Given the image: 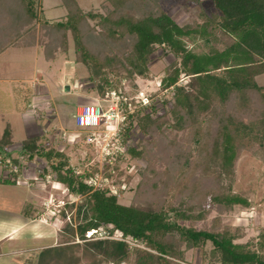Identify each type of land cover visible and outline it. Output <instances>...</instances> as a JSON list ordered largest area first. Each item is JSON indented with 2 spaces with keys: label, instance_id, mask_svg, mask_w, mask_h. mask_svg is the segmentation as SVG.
<instances>
[{
  "label": "trees",
  "instance_id": "16d2710c",
  "mask_svg": "<svg viewBox=\"0 0 264 264\" xmlns=\"http://www.w3.org/2000/svg\"><path fill=\"white\" fill-rule=\"evenodd\" d=\"M110 1L114 7L102 14L84 11L77 0H62L67 8L66 19L50 22L39 13L40 0H0V54L9 48L40 45L45 58L51 61L58 52L67 51L71 35L77 62L86 65L90 79L96 81L94 90L100 96L112 91L122 99L125 98L122 80L134 75L148 77L151 55L158 48L173 54L175 60L162 79L165 88H174V103L169 110L173 122L164 119L165 116H156L155 105L129 113V102L124 100L127 112L124 140H128L134 124L144 136H153L164 125L177 131L191 129L199 114L206 116L204 120L217 118L214 134L207 133L209 136L202 142L205 169L219 182L224 179L231 182L242 140L254 138L264 145V111L255 118H241L227 110L234 97L237 111L249 108L253 93L259 94L264 103V86L256 80L258 75L264 74V0H212L215 12L211 16L202 12L200 22L184 26L157 5L146 8L147 0ZM90 20L101 27L100 33L106 40L130 43L131 50L126 57L109 54L107 49L100 53L101 49L97 51L95 45L88 42L89 34L94 31ZM219 32L231 39L223 50L196 53L184 40L187 36ZM182 73L189 75L186 86L178 85ZM42 142L41 135L29 136L17 152L28 160L36 156L44 158L57 174V181L65 184L71 194L83 197L79 207H85L87 212L84 222L70 232L69 240L35 253L34 264H83L77 254L80 248L85 256L115 264H122L132 253L134 264H182L186 250L203 248L207 243L212 245L211 264H264V228L258 235L259 249H252L249 242L236 243L241 235L232 233L229 227L197 228L195 225L209 213L200 201L202 196L209 197L211 203L223 211L235 205H250L247 198L231 192V183L227 188L221 184L222 189L204 191L198 185L187 184L188 192V186L181 181L165 188L163 198L164 191L159 189V198L150 203L143 204L144 198L126 205L119 202L117 194L109 187L86 182L87 178H93L92 172L77 173L64 153L48 149ZM13 143L12 129L7 125L0 138V157L4 163L12 156ZM127 152L136 157L144 155L143 150L133 147H128ZM11 162L20 169L18 157L11 158ZM44 171L47 170L44 168ZM17 182V177L9 180L0 176V184L17 185ZM180 220L190 224L182 225ZM102 227L108 237L86 236L92 230L98 233ZM115 234H120L122 239L112 238ZM126 239L144 247L131 246Z\"/></svg>",
  "mask_w": 264,
  "mask_h": 264
},
{
  "label": "rangeland",
  "instance_id": "374dc122",
  "mask_svg": "<svg viewBox=\"0 0 264 264\" xmlns=\"http://www.w3.org/2000/svg\"><path fill=\"white\" fill-rule=\"evenodd\" d=\"M77 1L84 11L93 10L102 14L109 13L114 7L110 0ZM146 3V8L157 5L181 26L200 22L199 15L202 12L207 16L215 12L212 0H147ZM38 10L41 17L50 22L65 20L67 16V8L62 0H40ZM95 23L90 20L94 31L89 34L88 42L95 45L97 51L101 49L100 53L107 49L109 54L126 57L131 50L130 43L106 40L100 33L101 27ZM184 40L188 48L196 53L223 50L226 43L231 42L220 32L209 36H187ZM174 60L173 54L158 48L151 55L148 77L134 75L123 79L121 86L125 98L117 94L120 97L118 112L126 115L124 100L129 102V113L155 105V115L165 116L164 119L172 123L169 110L174 103V88H165L162 79ZM36 74L42 75L41 78L34 79ZM90 75L88 67L76 60L71 35L67 51L58 52L51 61L45 58L40 45L9 48L0 55V138L7 125H10L14 137L10 147L13 149L11 158L18 157L21 162L19 169L12 164L11 158L4 163L0 157V176L9 180L17 177L18 181L17 185L0 184V264H34L32 256L35 253L44 247L64 244L69 240L72 229L85 220L87 210L79 207L83 197L71 194L65 184L58 182L57 174L44 158L36 156L28 160L17 152L24 139L35 135L42 136V143L48 149L64 153L77 173L92 172L93 178H87L86 182L109 187L117 194L119 202L126 205L144 198L141 201L143 204L150 203L159 198V189L164 191L161 195L163 198L167 192L165 188L181 181L186 186L198 185L203 191L222 189L221 184L227 188V184L231 183V192L247 198L250 205H235L231 210L223 211L212 204L209 197L202 196L200 201L209 209V213L204 220L196 221L195 225L197 228L229 227L232 233L241 235L235 240L236 243L249 242L250 248L259 249L258 235L264 228V145L254 138L242 140L243 145L234 163L233 180L219 182L210 174L211 171L205 169L206 153L201 148L202 142L206 141L204 138L209 136L207 133L214 134L217 129L218 119L211 117L204 120L206 116L199 114L196 125L186 131L172 130L164 125L153 136H144L134 124L128 140H124L123 153L107 157L101 145L85 143L88 132L75 123L77 107L81 103L79 98L87 97L89 93H92L89 97L103 104L104 110L112 105L109 101L112 100V91L100 96L94 90L96 81L90 79ZM256 80L264 86V74L258 75ZM188 81L189 75L182 73L178 85L186 86ZM68 86H71L70 90ZM42 87L41 100L46 102L36 104L37 97L34 95ZM141 100L148 103L144 105ZM250 100L249 108L237 111L234 97L227 110L236 112V116L241 118L263 115L264 103L259 94H251ZM208 121L209 125H206ZM126 125L127 119L124 118L121 121L122 134ZM128 147L143 150V157L131 155L127 152ZM187 199L185 196L184 201L187 202ZM194 202L193 206H196ZM180 223L190 224L185 220H180ZM104 230L102 227L98 233L90 231L86 236L94 233L98 237H106ZM130 241L131 246L144 247L132 239ZM77 242L81 241L77 239ZM211 249V243H207L203 248L186 250L181 263L211 264ZM77 254L82 257L83 264H115L100 261L98 257L85 256L82 248L77 249ZM134 259L132 253L122 264H134Z\"/></svg>",
  "mask_w": 264,
  "mask_h": 264
},
{
  "label": "built area",
  "instance_id": "2783aa9c",
  "mask_svg": "<svg viewBox=\"0 0 264 264\" xmlns=\"http://www.w3.org/2000/svg\"><path fill=\"white\" fill-rule=\"evenodd\" d=\"M111 95L112 100L109 101L112 102V105L107 110L98 104L88 103L79 107L75 115L76 125L88 132L84 139L85 143L95 146L101 145L105 148L107 157L114 156L116 153L117 155L121 154L125 150L122 149V146L124 148V138L121 128V121H124L125 115H121V112L117 110L120 97L115 92H111ZM141 101L144 105L148 103L146 100ZM92 231L96 233L97 230ZM91 236L89 235V237ZM111 237L122 239L120 234ZM126 240L131 242L129 239Z\"/></svg>",
  "mask_w": 264,
  "mask_h": 264
},
{
  "label": "crops",
  "instance_id": "0c3cea01",
  "mask_svg": "<svg viewBox=\"0 0 264 264\" xmlns=\"http://www.w3.org/2000/svg\"><path fill=\"white\" fill-rule=\"evenodd\" d=\"M25 48H31V47H25ZM8 50V49H7ZM7 50H5V51H7ZM4 51V52H5ZM4 52H2V53H4ZM1 53V54H2ZM0 54V55H1ZM41 76L42 75H39V74H36L35 75V77H34V79L35 78H41ZM34 81V80H33ZM34 83V85H35V82H33ZM37 84V83H36ZM73 88H74V85H73ZM42 90H37V93H36V95H34L35 96V98L37 97V102H36V104H41L42 103V101H45V100H41L43 97H42V94L43 93H41L43 90H44V87H42L41 88ZM68 89L70 90L71 89V86H68ZM77 89H80V87L79 88H77ZM38 94V95H37ZM88 96L87 97H84V98H79V100L81 101V103H79V105H78V107H77V109L81 106V105H83V104H88V103H94V102H97V104L98 105H100L101 107H103V104H100L99 102V100H97V99H92L91 97H89V96H92V93H89V94H87ZM46 102V101H45ZM44 104V103H43ZM94 104H96V103H94Z\"/></svg>",
  "mask_w": 264,
  "mask_h": 264
}]
</instances>
